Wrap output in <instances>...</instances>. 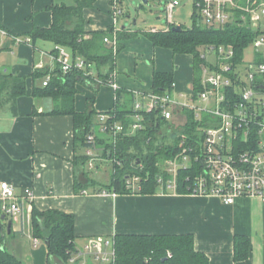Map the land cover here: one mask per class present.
<instances>
[{
    "label": "crops",
    "instance_id": "1",
    "mask_svg": "<svg viewBox=\"0 0 264 264\" xmlns=\"http://www.w3.org/2000/svg\"><path fill=\"white\" fill-rule=\"evenodd\" d=\"M65 1L0 0V25L11 33L0 35L1 65L7 66L3 71L26 76L28 90V94L17 100V113L10 104L0 110V180L13 184L18 195H26L27 188L32 189L34 195L32 200L23 203L19 216L5 219L0 216L3 233H10L12 241L21 240L23 236L32 238L33 206L40 210L53 208L75 215L77 247L97 236L112 239L116 234L191 233L195 248L209 257V264H264V201L258 197H240L234 203L226 204L215 196L173 193L162 187L151 194H121L107 190L110 193L104 195L105 189L95 190L100 186L99 182L81 192L75 191V179L83 183L88 180L74 167L77 152L74 117L49 114L55 101L51 97L31 94L34 87L43 86L46 78L34 77L37 70L48 69V75H51L58 68L52 59L56 53L55 44L37 40L33 45L17 43L14 39V36L26 37L35 26H50L52 13L48 7ZM115 1L119 0H96L94 7L85 10L87 31L107 30L112 26ZM236 1L246 4V0ZM125 29L135 35L123 40L124 47L116 54L115 81L121 95L117 97V90L110 84L100 85L95 92L78 83L76 110L85 111L87 101L92 97H95L97 112L114 108L132 110L136 92L152 90L155 71L173 73L172 94L177 99L181 100V94L192 91L193 54L175 53L171 48L154 45L146 32ZM40 62L43 67H39ZM98 128L96 133L107 137L99 124ZM101 152L99 147L95 151L97 157L104 160ZM9 220H12L11 232L7 231ZM237 234L247 235L250 239L248 258L238 262L234 259ZM26 242L33 246V240L18 241L22 247ZM46 255L48 259V249ZM56 264L61 262L56 260Z\"/></svg>",
    "mask_w": 264,
    "mask_h": 264
},
{
    "label": "trees",
    "instance_id": "2",
    "mask_svg": "<svg viewBox=\"0 0 264 264\" xmlns=\"http://www.w3.org/2000/svg\"><path fill=\"white\" fill-rule=\"evenodd\" d=\"M149 1V0H148ZM96 0H74L72 4L58 3L48 7L52 13V23L48 27H33L27 36L32 44L37 40H44L61 45L69 49L74 58L81 57L93 66L94 74L86 75L85 71L73 68L63 73L58 67L51 73L47 85L34 87L33 96L51 97L55 106L49 114H71L74 117L75 170L86 176L87 183L75 179V191L81 192L91 186H96V180L89 178L86 153L92 147L95 151L101 149L100 156L110 159L114 164V171L108 184H100L95 190L105 189L117 193L133 192L127 187V178L134 174L141 177L139 189L143 194L156 193L160 187L158 177L162 173L163 162L173 157L181 148V140L186 137L192 141L198 122L191 111L187 112V123L183 127H173L164 119L160 110L144 114L143 129H138L132 135H121L117 139L100 137L99 114L111 115L110 122L119 121L129 127L132 120V110L114 108L97 112L94 108L95 97L87 101V109L78 111L75 108V97L78 93L77 84L82 83L95 92L100 87L99 80L106 84L115 70L116 54L124 47L122 41L132 37L135 33L126 32L120 26L118 32L119 44L115 52L113 46L105 42V37L112 38L114 27L107 30L87 31L85 10L94 7ZM122 4V0L118 1ZM195 13L190 27L182 26V30L175 31L171 24L169 29H157L146 32L149 39L156 46L171 48L175 53L193 54L195 58L193 89L199 90L201 67L205 63L200 49L208 45H233L236 59L243 56L244 50L254 39V34L246 25L241 24L242 12L234 13L235 21L228 22L222 27L210 26L202 23L199 4L203 0H194ZM121 7V6H120ZM123 13V9H122ZM0 28H3L0 25ZM8 33H10L8 31ZM11 34V33H10ZM55 51V50H54ZM53 51V52H54ZM105 68L108 70L104 71ZM50 71L37 70L34 77L44 78ZM172 72L155 71L153 74L152 91L156 93L172 92L174 88ZM117 97L121 92L116 91ZM28 94L27 77L12 72L0 70V110L10 104L15 113L19 97ZM170 125V126H169ZM95 134V143L87 141L89 134ZM105 134V133H104ZM115 160H120V164ZM162 165V166H161ZM198 167L179 172L178 192L188 193L187 175H193ZM33 237L44 240L48 249V263L69 264L70 257L77 250V235L75 233V215L60 209L40 210L33 206L32 210ZM113 243L115 260L113 264H209V257L195 248L194 236L183 234H116ZM0 237V264H25L3 243ZM250 252V239L247 235L237 234L234 237L235 261L246 260ZM170 253V254H169Z\"/></svg>",
    "mask_w": 264,
    "mask_h": 264
},
{
    "label": "built area",
    "instance_id": "3",
    "mask_svg": "<svg viewBox=\"0 0 264 264\" xmlns=\"http://www.w3.org/2000/svg\"><path fill=\"white\" fill-rule=\"evenodd\" d=\"M113 9L112 38L105 42L117 51L120 31L119 17L122 8L115 1ZM177 0L167 5L168 23L173 24L171 13ZM242 12L241 24L246 25L254 34V39L244 50L243 56L236 59L233 45H208L200 74V89H192L181 94L179 100L172 92L156 93L137 91L133 104L129 127L119 121L110 122L111 115L99 114L100 130L111 140L121 135H132L143 129L144 114L160 110L164 119L176 128L185 126L187 112L191 111L198 122V128L192 141L186 137L181 140V148L173 157L163 162L162 173L158 177L160 187L178 192L179 172L198 167L193 175L186 176L189 194L215 196L226 204L234 203L240 197H258L264 201V0H246L241 4L236 0H203L199 4V13L204 24L222 27L235 21L234 13ZM151 31H157L152 29ZM0 35H9L0 28ZM17 43H31L30 37L14 36ZM251 49V60L246 61L247 50ZM56 61L63 73L78 68L86 75L94 74L93 66L83 58H74L66 47L55 45ZM214 54V62L208 61V54ZM42 62L39 67H43ZM115 71L106 84L119 89L115 81ZM51 75H47L43 85H47ZM102 85V81L99 80ZM169 125V126H170ZM96 135L91 133L87 141L95 143ZM86 153L90 156L88 167L95 166L97 157L90 147ZM120 164V160H115ZM141 177L134 174L127 178V187L136 192ZM110 192L103 190L102 194ZM116 195V193H113ZM33 191L26 189V195H18L16 187L0 180V216L17 217L23 210V203L32 200ZM33 246L39 239L33 237ZM1 246V242H0ZM170 254V253H169ZM115 250L113 239L97 236L90 238L70 257L69 264H113Z\"/></svg>",
    "mask_w": 264,
    "mask_h": 264
},
{
    "label": "rangeland",
    "instance_id": "4",
    "mask_svg": "<svg viewBox=\"0 0 264 264\" xmlns=\"http://www.w3.org/2000/svg\"><path fill=\"white\" fill-rule=\"evenodd\" d=\"M173 0H149L148 3H144L143 0H122L121 8L123 13L118 15L119 25L125 26L126 28H131L138 32H148L152 28L164 29L168 23V9L167 5ZM68 4H72L74 0H66ZM199 12V10H198ZM195 13V3L194 0H177V5L171 13L172 23L176 25H183L185 27H190L193 23V17ZM204 23V21H201ZM201 54L207 53L206 48L200 49ZM246 61L251 60V49L247 50ZM215 55L208 54V61L214 62ZM189 64V63H188ZM6 67L1 65L0 70H4ZM188 93V92H187ZM100 157H96L93 168L87 167L88 177L96 180L100 184H108L111 180V175L114 171V164L110 159L100 160ZM98 183V184H99ZM92 187V186H91ZM3 243L6 247L15 252L16 256L19 257L23 262H30V264H49L46 255V243L44 240L39 239L38 247L30 246L28 242L23 247L18 243L22 239L26 241H31L32 238L27 236H21V240L12 241V236L10 233H3L1 236ZM15 246V248H14ZM28 253L26 255L25 253ZM26 264V263H25Z\"/></svg>",
    "mask_w": 264,
    "mask_h": 264
},
{
    "label": "water",
    "instance_id": "5",
    "mask_svg": "<svg viewBox=\"0 0 264 264\" xmlns=\"http://www.w3.org/2000/svg\"><path fill=\"white\" fill-rule=\"evenodd\" d=\"M143 2L144 3H148V0H143ZM173 30L180 31V30H182V26L181 25H176V26L173 27ZM2 218L5 219L6 217L3 215ZM11 227H12V220H9L8 224H7V231L8 232H11ZM3 230H4V226H3V224L0 221V237L3 235Z\"/></svg>",
    "mask_w": 264,
    "mask_h": 264
}]
</instances>
